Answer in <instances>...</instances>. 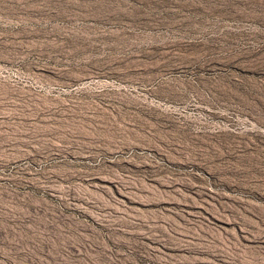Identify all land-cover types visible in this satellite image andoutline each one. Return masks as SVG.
Segmentation results:
<instances>
[{
    "label": "rangeland",
    "instance_id": "374dc122",
    "mask_svg": "<svg viewBox=\"0 0 264 264\" xmlns=\"http://www.w3.org/2000/svg\"><path fill=\"white\" fill-rule=\"evenodd\" d=\"M0 264H264V0H0Z\"/></svg>",
    "mask_w": 264,
    "mask_h": 264
}]
</instances>
